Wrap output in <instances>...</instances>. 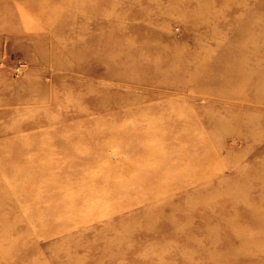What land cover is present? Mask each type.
<instances>
[{"label":"rangeland","instance_id":"rangeland-1","mask_svg":"<svg viewBox=\"0 0 264 264\" xmlns=\"http://www.w3.org/2000/svg\"><path fill=\"white\" fill-rule=\"evenodd\" d=\"M0 264H264V0H0Z\"/></svg>","mask_w":264,"mask_h":264},{"label":"bare ground","instance_id":"bare-ground-1","mask_svg":"<svg viewBox=\"0 0 264 264\" xmlns=\"http://www.w3.org/2000/svg\"><path fill=\"white\" fill-rule=\"evenodd\" d=\"M260 80V79H259Z\"/></svg>","mask_w":264,"mask_h":264}]
</instances>
